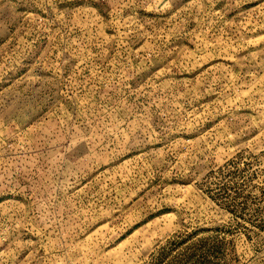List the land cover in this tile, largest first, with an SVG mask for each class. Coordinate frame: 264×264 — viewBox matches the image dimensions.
Returning <instances> with one entry per match:
<instances>
[{"label": "rangeland", "instance_id": "1", "mask_svg": "<svg viewBox=\"0 0 264 264\" xmlns=\"http://www.w3.org/2000/svg\"><path fill=\"white\" fill-rule=\"evenodd\" d=\"M0 264H264V0H0Z\"/></svg>", "mask_w": 264, "mask_h": 264}]
</instances>
